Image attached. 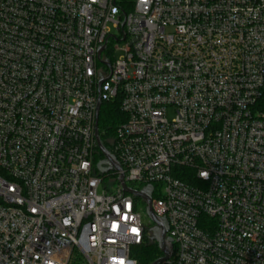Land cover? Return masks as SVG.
Masks as SVG:
<instances>
[{"label":"built area","instance_id":"2783aa9c","mask_svg":"<svg viewBox=\"0 0 264 264\" xmlns=\"http://www.w3.org/2000/svg\"><path fill=\"white\" fill-rule=\"evenodd\" d=\"M99 96L121 172L95 160ZM120 174L153 189L164 264H264V0H0V264H138Z\"/></svg>","mask_w":264,"mask_h":264},{"label":"water","instance_id":"95a60500","mask_svg":"<svg viewBox=\"0 0 264 264\" xmlns=\"http://www.w3.org/2000/svg\"><path fill=\"white\" fill-rule=\"evenodd\" d=\"M105 47H103L100 52L99 56L101 55L102 51ZM103 82H100V85ZM102 106V101L99 96L97 101V107H96V124H95V138L98 146L99 152L104 157V161L100 162L98 164V169L102 174H108L110 172H121L122 168L118 161L115 159V157L106 149L104 144L101 141L100 134H99V127H98V120H99V114L100 109ZM106 166V167H104ZM118 181L122 184L123 191L125 193L131 194L135 196L136 198H140L147 204V215L152 221V223L155 225V228L153 229V241H156L159 245V248L163 254V257L160 258L158 261H156L154 264H164L165 262L169 261L172 258L173 255V247L171 244V241L167 239V232H168V224L167 221L163 218H158L152 210V188L148 187L144 191L138 192L134 191L127 187V185L124 182V176L122 174L119 175Z\"/></svg>","mask_w":264,"mask_h":264},{"label":"trees","instance_id":"16d2710c","mask_svg":"<svg viewBox=\"0 0 264 264\" xmlns=\"http://www.w3.org/2000/svg\"><path fill=\"white\" fill-rule=\"evenodd\" d=\"M125 120L126 117L121 111L119 100L102 105L98 120L99 134L102 143L109 151L116 138L118 128ZM95 160L97 164L104 160L99 151L95 155ZM192 175L193 173L186 170L183 172V175L177 176L185 182L192 183ZM152 239L153 236L148 237L145 243L134 250L133 256L138 264H154L163 257L158 243Z\"/></svg>","mask_w":264,"mask_h":264},{"label":"rangeland","instance_id":"374dc122","mask_svg":"<svg viewBox=\"0 0 264 264\" xmlns=\"http://www.w3.org/2000/svg\"><path fill=\"white\" fill-rule=\"evenodd\" d=\"M120 56H121V53L116 54L117 59ZM112 180H113V178H111V177H108L107 179H105L104 186L109 190L114 187ZM157 195H158V193H156L154 195V199L157 198ZM144 224L147 227L149 235H152L151 229H153L154 224L153 223L151 224V220L148 217H144ZM70 264H87V261L77 250H75V252L72 255V259H71Z\"/></svg>","mask_w":264,"mask_h":264}]
</instances>
